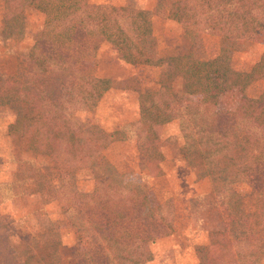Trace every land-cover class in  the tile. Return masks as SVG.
Listing matches in <instances>:
<instances>
[{"label":"trees","instance_id":"1","mask_svg":"<svg viewBox=\"0 0 264 264\" xmlns=\"http://www.w3.org/2000/svg\"><path fill=\"white\" fill-rule=\"evenodd\" d=\"M4 9L5 29L11 37L23 35L26 10L42 17L35 42L8 53L14 62L20 58L23 76H14L13 61L8 68L0 67V105L14 116L12 142L34 157H47L44 166H34L23 162L21 150L14 148L17 168L9 185L15 193L20 189L23 195L47 201L64 199L87 222L70 247L60 239L49 240L52 230L47 220L38 237L28 235L31 239H24L22 247L14 245L7 228L1 226L0 264H140L151 260V245L172 231L175 206L171 199L161 200L152 214L142 216L134 191L113 186L108 177L96 179L91 192L76 188V179L85 171L91 173L93 158L112 141L102 128L81 125L73 118V110L87 109L107 88L104 79L82 74L83 62L106 43L125 62L150 64L138 42L153 34L154 15L175 21L193 37L211 33L253 40L264 28V0H159L155 12L129 2L113 6L92 5L88 0H5ZM172 64L189 85L188 93L200 96L199 106L190 108L163 81L141 94L139 119L130 129L136 134L138 149L145 156L147 131L177 120L188 148V164L213 181L210 193L190 203L208 243L219 252L215 264H260L264 260L260 213L264 209V92L242 96L232 111H218L210 72L198 68L211 63L180 56ZM223 71L229 87L246 86L264 76V60L248 73ZM153 160L147 157L146 161ZM242 177L251 188L257 213L244 209L245 197L237 189Z\"/></svg>","mask_w":264,"mask_h":264},{"label":"rangeland","instance_id":"2","mask_svg":"<svg viewBox=\"0 0 264 264\" xmlns=\"http://www.w3.org/2000/svg\"><path fill=\"white\" fill-rule=\"evenodd\" d=\"M88 2L113 6L129 2L153 12L159 4V0ZM4 7L5 0H0L2 70L8 68L10 61L14 62L9 58L10 50L19 52L35 42L42 22L40 15L26 10L21 31L23 35L19 38L18 33L16 37H11L10 31L5 29ZM152 23L153 34L138 42L143 56L151 60L150 64L125 62L106 43L101 44L95 54L86 57L83 62L82 74L104 79L107 88L94 104L88 103L87 109L73 110V118L81 125L102 128L111 134L112 141L93 158L91 173L85 171L76 179V188L82 193L91 192L96 179L108 177L113 186H127L134 191L142 216L152 214L161 200H172L175 206L172 231L151 245L152 259L140 264H215L219 252L208 243V235L203 230L201 220L195 221L190 203L191 199L210 193L213 181L188 164L189 152L179 122L171 120L159 128L148 130L143 139L148 146L145 156L139 151L136 134L130 129L132 123L139 119L140 95L158 88L161 81L170 85L177 97H184L190 108H198L200 96L188 93L189 85L181 77V71L172 64V59L176 57L187 56L199 63H211L210 66L199 65L198 68L202 71L206 68L210 72L218 93L215 106L218 111L236 109L242 96L256 97L262 94L264 76L246 86L229 87L223 70L228 68L248 73L256 63L264 60V28L255 39L247 40L229 39L211 33H198L193 37L186 34L175 21L159 15H154ZM19 59L14 62L15 66L13 64L14 76L18 79L24 74V66ZM13 121L12 112L0 105V227L5 226L11 242L22 247V241L31 239L27 238L28 235L37 236L39 228L47 220L52 230L49 240L60 239L63 246L70 247L76 235L85 228V218L64 199L47 201L38 195H23L20 189L15 193L9 185L17 168L14 148L21 150L20 159L23 162L41 167L47 163V157H34L21 145L12 142L10 125ZM147 157L155 160L147 163ZM23 170L30 172L26 163H23ZM237 189L245 197L244 209L257 213L245 177L241 178ZM260 213L264 218V209ZM260 264H264V260Z\"/></svg>","mask_w":264,"mask_h":264}]
</instances>
